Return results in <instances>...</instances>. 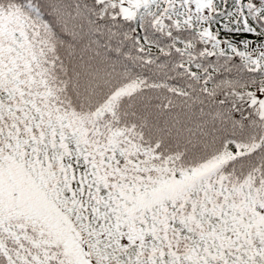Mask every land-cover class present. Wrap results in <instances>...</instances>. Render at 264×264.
Instances as JSON below:
<instances>
[{
  "label": "snow or ice",
  "instance_id": "obj_1",
  "mask_svg": "<svg viewBox=\"0 0 264 264\" xmlns=\"http://www.w3.org/2000/svg\"><path fill=\"white\" fill-rule=\"evenodd\" d=\"M0 264H264V0H0Z\"/></svg>",
  "mask_w": 264,
  "mask_h": 264
}]
</instances>
